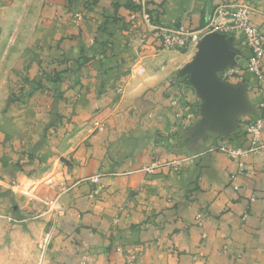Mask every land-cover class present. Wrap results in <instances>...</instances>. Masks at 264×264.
Listing matches in <instances>:
<instances>
[{"label": "crops", "instance_id": "1", "mask_svg": "<svg viewBox=\"0 0 264 264\" xmlns=\"http://www.w3.org/2000/svg\"><path fill=\"white\" fill-rule=\"evenodd\" d=\"M125 4L115 26L124 31L138 12ZM220 4L252 7V25L264 31V0H151L148 9L159 25L198 34ZM58 6L45 5L43 29L61 14ZM108 13L115 14L113 5ZM58 22L53 44L62 42L68 56L90 58L71 90L75 114L57 122L61 133L49 135V146L38 154L39 170H46L42 181L10 187L9 197L28 205L20 211L37 213L27 226L42 230L41 264H127L119 248L140 252L138 264H264V151L243 159L247 171L237 192L230 180L236 164L213 149L248 147L243 129L264 118V83L251 74L225 82L234 99L214 112L181 75L200 42L189 52L168 50L154 38L131 44L126 31L115 32L107 49L96 42V22ZM233 47L245 66L244 42L235 40ZM93 177L99 182L88 180ZM8 220L17 229L26 226L25 219Z\"/></svg>", "mask_w": 264, "mask_h": 264}, {"label": "rangeland", "instance_id": "2", "mask_svg": "<svg viewBox=\"0 0 264 264\" xmlns=\"http://www.w3.org/2000/svg\"><path fill=\"white\" fill-rule=\"evenodd\" d=\"M116 1L123 2L9 0L0 7V264H41L44 248L42 230L27 226L37 213H25L27 204L22 198L18 201L10 199V187L42 181L46 170H39L38 154H42V150L49 146L46 141L49 135L52 137L61 133L57 122L74 117L78 101L71 90L79 85L78 72L82 66L86 68L84 65L90 60L83 53L77 57L68 56L62 42L58 46L53 44V40L57 38L52 39L54 24L58 21L62 25L73 21L81 25L96 22L95 24H99L95 33L96 42L107 49L111 48L109 41L115 32L122 34L129 31L131 44L138 37L154 38L161 43L162 31L159 28H171L159 25L157 18L152 16L148 9L151 0H132L140 9L135 12L136 16H129L130 29L124 31L126 27L115 28L121 24L122 16L116 12L112 16L108 10H111ZM52 2L59 4L61 14L56 19L46 17L47 21H52L48 27L50 37L46 33L48 28L43 29V10L45 5ZM179 28L184 27L176 29ZM191 49L192 47L188 52ZM59 50L63 53L61 56ZM78 60L80 62L77 64L75 61ZM117 92L122 94V90ZM94 127L103 130L105 125L98 126L95 123ZM51 145L55 149L56 144ZM25 167L27 170H24ZM88 180L98 183L99 177ZM20 206L24 211H20ZM9 217L12 221L18 218L19 223L22 221L20 218L25 219L22 225L26 226L17 229L13 222L9 223ZM117 224L118 221H115V225ZM119 250L125 256L127 264H138L141 259L140 252H127L122 248Z\"/></svg>", "mask_w": 264, "mask_h": 264}, {"label": "built area", "instance_id": "3", "mask_svg": "<svg viewBox=\"0 0 264 264\" xmlns=\"http://www.w3.org/2000/svg\"><path fill=\"white\" fill-rule=\"evenodd\" d=\"M254 13L255 10L246 4H220L215 7L213 14L208 18L203 29L197 32L198 34L189 32L184 28H159L162 31V47L188 51L193 45H197L204 36L211 33L224 34L227 37L235 38V40H242L249 50L246 65L227 67L221 74V80L223 82H228L235 78L243 80L245 74H251L259 84H263L264 31L252 25L251 19ZM178 81L179 78H176L173 83L177 84ZM173 104L175 106L179 105L177 101L173 102ZM261 108H264V103L261 105ZM243 131L249 138L248 147L232 143L213 148L214 151L225 154L229 160L236 164L237 171L231 175L230 180L237 192L240 191L241 187L236 182L247 171V165L243 159L251 154H258L264 151V118L259 116L246 123ZM154 169L155 166L148 168L147 171L152 173ZM254 202L255 197H252L243 215V221L248 219L250 205Z\"/></svg>", "mask_w": 264, "mask_h": 264}, {"label": "water", "instance_id": "4", "mask_svg": "<svg viewBox=\"0 0 264 264\" xmlns=\"http://www.w3.org/2000/svg\"><path fill=\"white\" fill-rule=\"evenodd\" d=\"M235 38L211 33L198 44L192 63L181 72L188 76L191 86L205 98V107L214 112L225 111L234 99L231 87L221 81L219 73L230 66L240 65L239 53L234 49ZM217 110V111H215Z\"/></svg>", "mask_w": 264, "mask_h": 264}, {"label": "trees", "instance_id": "5", "mask_svg": "<svg viewBox=\"0 0 264 264\" xmlns=\"http://www.w3.org/2000/svg\"><path fill=\"white\" fill-rule=\"evenodd\" d=\"M126 1V4H125V7L129 10V11H131V12H135V11H137L138 9H140V7H138V6H136L134 3H133V1L132 0H125ZM113 8H114V10H115V12L117 13V10L119 9V7H120V3L118 2V1H116V2H114L113 4ZM150 13H151V11H150ZM184 51V50H183ZM80 60H81V58H80ZM80 60H78V61H75L77 64L80 62ZM82 60H83V58H82ZM188 76H186L185 77V81L186 82H188ZM189 84V83H188Z\"/></svg>", "mask_w": 264, "mask_h": 264}]
</instances>
